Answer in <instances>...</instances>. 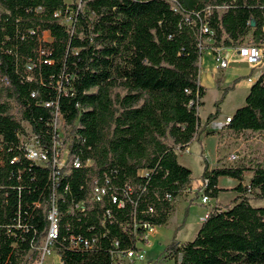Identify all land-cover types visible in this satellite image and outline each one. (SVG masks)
<instances>
[{
  "label": "trees",
  "instance_id": "1",
  "mask_svg": "<svg viewBox=\"0 0 264 264\" xmlns=\"http://www.w3.org/2000/svg\"><path fill=\"white\" fill-rule=\"evenodd\" d=\"M202 21L212 34H202ZM249 35L264 43V0H0V264H27L54 203L63 264H113L147 242L145 226L166 224L193 182L177 150L202 129L200 43L237 47ZM224 95L204 129L220 116ZM224 127L264 131V72ZM32 135L45 165L27 157ZM64 149L67 164L55 169ZM221 176L238 180L240 194L211 207L192 240L174 237L165 259L264 264V206L251 202L264 199V165L210 168L205 158L207 182L196 196L217 199L226 191ZM95 182L106 188L101 200ZM71 236L92 246L72 248Z\"/></svg>",
  "mask_w": 264,
  "mask_h": 264
},
{
  "label": "rangeland",
  "instance_id": "2",
  "mask_svg": "<svg viewBox=\"0 0 264 264\" xmlns=\"http://www.w3.org/2000/svg\"><path fill=\"white\" fill-rule=\"evenodd\" d=\"M65 1L69 5H72L74 2H80V0ZM72 14L73 11H71L69 17L64 20L67 25H71L72 23L70 19ZM44 37L49 39V34L45 33ZM250 39L251 36L249 35L246 41L248 42ZM228 59L230 60L229 66L225 69H221L216 76L214 73L217 66L211 57L210 50L205 49L203 52V64L201 65L202 74L200 76L202 84L207 88V92L203 98L204 103L199 110L201 122L206 123L208 115L216 111L215 103L222 99L224 90L228 87L233 86V88L229 89L224 95V99L220 103V119H225L226 116L234 113L236 109L245 104L248 88L247 85L241 84L240 82H243L249 76L239 75L245 73L248 69V65L240 61L233 52L228 54ZM24 124L29 129L28 123L24 122ZM58 128L61 135L64 137L63 139H65L66 134L62 127L59 126ZM57 146H60V144H57ZM66 150L67 149L63 150L62 160L65 159ZM177 151L180 161L190 165L193 182L197 183L204 169V159L207 158L211 163H215L217 154H219L218 162H220V165H245L247 167H253L256 164L264 165V131L256 132L248 130L236 133L224 127L221 130H216L215 135H205L204 140L201 138L193 140L188 149ZM233 154L238 156L237 160L231 159V155ZM251 176V172H248L246 174V181L249 182ZM223 185H227V183L223 182ZM192 188L193 185H191L190 189L184 192V194L179 196L176 201L175 211L172 213L167 223L155 227V230L148 232L149 245H146L144 242L140 243L150 262L155 260L157 264H173L170 259H165L164 261L160 259V257L164 256L163 252L167 245L174 237L183 242L195 237V232L198 228V217L205 212L206 208L210 207V202L203 203L202 197L204 195L197 197L196 191L192 192ZM198 188L203 191V180L199 183ZM229 199L230 196L228 193L222 194L223 202H227ZM252 204L256 207H263L264 199H252ZM186 209H189L187 215ZM47 261L49 264H59V258L56 254L49 255Z\"/></svg>",
  "mask_w": 264,
  "mask_h": 264
},
{
  "label": "built area",
  "instance_id": "3",
  "mask_svg": "<svg viewBox=\"0 0 264 264\" xmlns=\"http://www.w3.org/2000/svg\"><path fill=\"white\" fill-rule=\"evenodd\" d=\"M174 1V0H173ZM201 32L202 34H212V31L209 28V25L207 22H203L201 24ZM213 40L211 38H205L200 43V51L202 53L201 60L203 57V52L205 49L210 50L211 57L213 61L215 62L217 68L219 70L225 69L229 66L230 60L228 59V54L230 52H233L235 56L242 62L247 63L251 67H260L264 66V43H253L250 41H246L243 44L237 46V47H214ZM232 116V115H231ZM231 116H228L224 124L226 125L231 121ZM224 124L219 123L218 121H213V125L217 129H223ZM22 139H26L25 136H22ZM26 151H27V157L39 164L45 165L48 162V156L43 151V149L39 146L38 140L36 136H31L28 138V141L26 143ZM63 156V155H62ZM237 155L233 154L231 155L232 160H237ZM67 158H68V150H66V156L65 159L62 160V157H58L56 155L53 159V166L54 168H62L65 164H67ZM76 167L80 166L79 160H75L73 163ZM56 171V170H55ZM207 181H203V188L204 183ZM106 193V188L99 185L98 182H95L94 189H93V196L96 200H101L102 196ZM114 201L117 200L116 197L113 198ZM209 197L204 195L202 197L203 203L209 202ZM83 206V203L78 204L76 207L81 208ZM207 217V216H206ZM48 220H49V227L47 229L46 234L41 238L39 243L33 248V250L28 254L27 264H49L47 261V257L51 254H56L59 258V264H63L60 254L57 251L56 248V241L59 237V228H60V213L55 205V203L52 205L51 209L48 213ZM146 232L144 235V238L147 240V242H144L142 240H138L137 242V248L136 249H129L124 252H120L117 254V256L114 257V263L113 264H157V261L150 262V260L147 258L145 250L141 247V242H144L146 245H149L148 241V232L151 230H155L153 226H145ZM86 247L89 248L92 246L90 241L88 239H83L81 236H71V247L72 248H80V247ZM162 261L165 260V258L160 257ZM172 263L174 264V261L172 260ZM56 264V263H53Z\"/></svg>",
  "mask_w": 264,
  "mask_h": 264
},
{
  "label": "crops",
  "instance_id": "4",
  "mask_svg": "<svg viewBox=\"0 0 264 264\" xmlns=\"http://www.w3.org/2000/svg\"><path fill=\"white\" fill-rule=\"evenodd\" d=\"M244 63V62H243ZM203 64V57H202V60H201V65ZM245 64H247V63H245ZM248 65V64H247ZM220 72V70L219 69H217L216 68V70H215V75L217 76V74ZM264 72V66H260V67H251V66H249L248 65V69L245 71V73H242V74H240L239 76H244V75H248L249 77H247V79H245L243 82H240L241 84L243 83L244 85H247V88H248V92H247V95H248V93H249V91H250V88H251V86L257 81V79L259 78V76L262 74ZM202 74V71H200V75ZM200 83L202 84V82H201V76H200ZM240 84V85H241ZM203 85V84H202ZM206 87V86H205ZM246 95V96H247ZM246 99V98H245ZM231 115H233V113L232 114H229L228 116H231ZM228 116H226V118L228 117ZM225 118V119H226ZM225 119H223V120H221L220 119V117H219V120L217 119V120H215V121H219V123H221V124H224V121H225ZM204 123L205 122H202L201 124H202V129H201V132H200V134H199V136L198 137H195L193 140H195V139H202V140H204V138H205V129L206 130H221V129H217V128H215L214 127V125H213V122L212 123H210L209 125H207L206 127H205V129H204ZM225 125V124H224ZM223 135V134H222ZM221 138V137H220ZM192 140V141H193ZM191 141V142H192ZM191 142L189 143V145L191 144ZM219 144H220V140H219ZM189 148V146L187 147V149ZM218 157H219V154H217V156H216V160H215V163H211L210 161H209V164H210V168H216V167H218L220 164V162H218ZM178 159H179V154H178ZM179 161H180V159H179ZM180 163H182L181 161H180ZM182 164H184L186 167H188V168H191L190 167V165H188V164H186V163H182ZM203 166H204V164H203ZM192 171V170H191ZM203 172V171H202ZM247 174V173H246ZM251 175H252V173H251ZM201 179H198V181H197V183H194V182H192V185H193V188H192V192H195V191H197L198 189H200V188H198L199 187V183H201ZM249 181H250V179H249ZM223 182H226L227 183V185H223ZM238 180H236V179H234V178H231V177H227V176H221L220 178H219V181H218V187H220V188H223V189H226V191H224V192H221L220 194H219V197L217 198V199H214V198H209L210 200H209V204H210V207L209 208H206V210H205V212L202 214V215H199V220L197 221V225H198V228L196 229V232H195V236H196V234H197V232L199 231V229H200V227H201V225H202V223H203V221L205 220V218H206V216H207V214L209 213V211H210V209H211V207H213V206H216V205H220V206H226V205H232V202H233V200L240 194L239 192H237V191H235L234 190V188L238 185ZM244 184L246 185V184H249V182L248 181H246V175H245V182H244ZM197 189V190H196ZM224 193H228L229 194V196H230V199L227 201V202H223L222 201V194H224ZM212 202V203H211ZM251 202H252V200H251ZM204 206H207L206 204H203ZM155 229V228H154ZM192 240V239H191ZM180 241V240H179ZM189 241V240H188ZM181 242H183V241H181Z\"/></svg>",
  "mask_w": 264,
  "mask_h": 264
}]
</instances>
